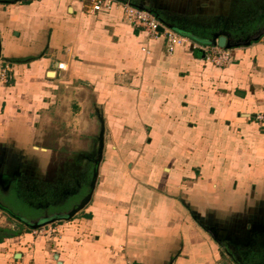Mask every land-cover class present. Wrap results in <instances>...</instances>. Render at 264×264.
Listing matches in <instances>:
<instances>
[{"label":"crops","instance_id":"obj_1","mask_svg":"<svg viewBox=\"0 0 264 264\" xmlns=\"http://www.w3.org/2000/svg\"><path fill=\"white\" fill-rule=\"evenodd\" d=\"M145 4L201 44L216 31L237 40L264 28V0ZM231 52L224 67L190 45L169 55L119 7L89 14L78 0H0V61L13 67L0 83V180L28 174L40 184L51 173L59 183L71 158L89 173L67 213L3 226L0 264H232L208 229L236 248L259 240L264 36Z\"/></svg>","mask_w":264,"mask_h":264},{"label":"flooded vegetation","instance_id":"obj_2","mask_svg":"<svg viewBox=\"0 0 264 264\" xmlns=\"http://www.w3.org/2000/svg\"><path fill=\"white\" fill-rule=\"evenodd\" d=\"M249 26V25H248ZM259 28V27H258ZM263 27L255 29L257 32H262ZM250 28L245 26L240 29V33L237 37H241L250 33ZM70 159L69 161L74 164L73 170L69 173L70 176L58 183L55 179L56 176H51V173L47 175L48 179L45 183L36 184L35 180L28 174L23 175L18 180L8 184H5L3 180H0V206L13 210L12 206H18L19 212L11 213L14 218L20 223H24V220L33 222L40 220L43 217H55L65 214L69 211L70 205L68 201L73 194L82 193V186L87 184L88 172H84L81 166L85 163L82 159ZM60 161H62L60 159ZM68 161V159H67ZM58 162V161H57ZM66 163V161H65ZM52 191V192H51ZM53 197L51 199L39 198L40 195L49 193ZM15 193L18 197L12 199V194ZM8 200L11 203H8ZM48 201V202H47ZM82 201V200H81ZM6 202V203H5ZM35 216V217H32ZM25 224V223H24ZM255 232H253L254 235ZM262 235V237H261ZM221 244L224 246L226 253L236 264H264V228L259 232L260 239L249 238L247 241L251 244L238 246L236 248L225 237L219 236ZM258 237V238H259Z\"/></svg>","mask_w":264,"mask_h":264},{"label":"built area","instance_id":"obj_3","mask_svg":"<svg viewBox=\"0 0 264 264\" xmlns=\"http://www.w3.org/2000/svg\"><path fill=\"white\" fill-rule=\"evenodd\" d=\"M89 14H95L103 11H110L114 7L122 9L125 21L139 27L145 34V42L162 38L165 41V51L167 54H173L177 48L190 45L193 48H201L204 51L203 59L205 62L215 67H224L233 62L231 49L221 47L217 44H201L191 37L178 32L177 30L164 24L158 15L151 10L142 9L134 5L129 0H78ZM142 50L147 54L150 49L143 46ZM59 69H65L66 64L60 62ZM13 67L10 62L0 61V83L9 80Z\"/></svg>","mask_w":264,"mask_h":264},{"label":"water","instance_id":"obj_4","mask_svg":"<svg viewBox=\"0 0 264 264\" xmlns=\"http://www.w3.org/2000/svg\"><path fill=\"white\" fill-rule=\"evenodd\" d=\"M133 4L138 6L139 8L151 10L157 14V12H156V10H154V8H148V6L145 4V0H142V2L139 4H137V3H133ZM158 17H159V15H158ZM160 20L164 24H166L161 18H160ZM263 36H264V30L262 32H257V34L254 36H248L244 39L238 38L237 40H235L234 38H232L233 37L232 34L228 33L227 31H221V32L216 31L213 33L211 40H212V44H217L221 47L231 49V48L239 47V46H243V45H250L252 43V41H258ZM102 148H103V141L101 142V147H100L101 153H102ZM101 153H100V156H101ZM96 176H97V174L95 175L94 180H95ZM94 183H95V181H94ZM94 183H92V187H94ZM93 190H94V188H92L89 191L88 195L84 199H82V201L70 212V215L75 214V212L83 209L86 206V204H88V202L91 200ZM0 208H2V207L0 206ZM24 221L26 224L30 225L29 221H27V220H24ZM199 223L205 227V225H203L201 220H199ZM208 230L210 231L211 235L213 236V238L217 242H221L219 235H217V233L214 229H208Z\"/></svg>","mask_w":264,"mask_h":264},{"label":"rangeland","instance_id":"obj_5","mask_svg":"<svg viewBox=\"0 0 264 264\" xmlns=\"http://www.w3.org/2000/svg\"><path fill=\"white\" fill-rule=\"evenodd\" d=\"M170 27V26H169ZM172 28V27H171ZM174 29V28H173ZM3 207V206H1ZM12 208H14L13 210H9L7 208H0V231L4 230L2 229L3 226L5 227L6 226V230H7V226L10 224V226H16L15 228H19V230H22L24 229V225L19 223L15 218L14 216L11 214V213H16V212H19L20 209L18 208V206H12ZM36 216V215H35ZM32 215V217H35ZM34 224V223H33ZM12 228V227H10ZM32 229H37V228H32ZM31 229V230H32ZM231 261V260H230ZM232 264H235L234 262Z\"/></svg>","mask_w":264,"mask_h":264}]
</instances>
